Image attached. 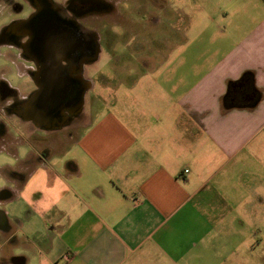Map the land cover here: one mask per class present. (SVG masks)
Masks as SVG:
<instances>
[{"label":"crops","instance_id":"crops-1","mask_svg":"<svg viewBox=\"0 0 264 264\" xmlns=\"http://www.w3.org/2000/svg\"><path fill=\"white\" fill-rule=\"evenodd\" d=\"M195 1L162 85L90 95L68 136L12 112L0 264H225L244 243L264 197V0Z\"/></svg>","mask_w":264,"mask_h":264},{"label":"rangeland","instance_id":"rangeland-1","mask_svg":"<svg viewBox=\"0 0 264 264\" xmlns=\"http://www.w3.org/2000/svg\"><path fill=\"white\" fill-rule=\"evenodd\" d=\"M55 1L69 10L67 8L72 0ZM78 1L89 3L82 9L78 7L77 14L70 10L69 12L80 20V24L85 28L97 34L100 49L98 58L84 67V77L95 86L90 88L85 102L90 99V95H95L96 98L101 95L106 102H112L119 89L122 93L123 86H160L165 79L170 78V71L174 73L181 58L178 59L179 54H187L186 46L190 43L182 41L185 35L190 36L192 28L182 25L189 20L187 17L191 16L194 10L197 11V6L194 7L195 0ZM31 5V0H0V31L3 28L6 32L12 22L28 14ZM156 19L158 22L152 23V20ZM5 52L8 53L9 59L13 58L10 53L14 51L7 49ZM21 55L24 57L23 53ZM23 65L24 63L19 66L20 71L23 70ZM202 65L203 58H200V66ZM4 66L8 69L11 64ZM7 73L13 85L28 81L27 78L13 75L9 69ZM25 88L28 90L29 86ZM79 116H73L70 126H64L63 130L50 132L68 136L73 131L72 127L76 126ZM31 145L35 149L34 141ZM22 147L27 152L33 151L28 143ZM15 162V158L6 150H0V166ZM3 179L0 177V185L4 184ZM244 221L248 225L242 234L241 242L244 243L240 248L237 247L236 253L226 257L228 260L225 264H264V197L249 205L248 217ZM230 239L233 246L239 245L238 238L230 236ZM238 253H241V258Z\"/></svg>","mask_w":264,"mask_h":264},{"label":"water","instance_id":"water-1","mask_svg":"<svg viewBox=\"0 0 264 264\" xmlns=\"http://www.w3.org/2000/svg\"><path fill=\"white\" fill-rule=\"evenodd\" d=\"M31 1L36 11L12 22L8 30H25L29 35L23 55L38 64L41 84L37 83L35 91L14 111L45 130H57L69 125L71 118L83 110L86 92L92 86L82 74L83 67L98 58L100 49L98 45L92 53L80 57L75 47L85 37L97 40V34L79 24L59 2ZM75 28L79 37L73 32ZM0 215L4 216L2 210Z\"/></svg>","mask_w":264,"mask_h":264},{"label":"flooded vegetation","instance_id":"flooded-vegetation-1","mask_svg":"<svg viewBox=\"0 0 264 264\" xmlns=\"http://www.w3.org/2000/svg\"><path fill=\"white\" fill-rule=\"evenodd\" d=\"M88 3L89 2L86 1L79 2L78 0H72L71 2H69V6L67 9L74 12V14H77V8L79 7L80 9H82ZM31 6L32 7L30 12H28V14H26L22 18H27L29 15L36 11V6L33 3ZM69 10L67 11L69 12ZM71 16L75 18L74 15L71 14ZM75 20L79 24L81 23V21L77 18H75ZM2 29L0 31V145L4 140L3 137L6 135V125H14V113L12 112L16 108H19L21 106L23 101L29 96V94H31V92L35 91L38 86L37 83L41 84V80L37 76V73L39 72L38 64L34 60L24 59V57L21 55L23 53V46L28 41L29 35L24 33L25 30H7L5 32V30L3 31ZM73 32L76 36L80 35L79 30L76 28L73 30ZM83 39L84 40L79 39V44L75 47V53L80 57H83L84 54L92 53L98 46V40L94 39V41L92 38L87 37ZM7 49H9L10 51H14L13 53H10V55L13 56L12 59L8 58V53L5 52V50ZM7 63L11 64V67L8 69L13 72V75L15 74L18 77L27 78L28 81L26 83L24 82V84L21 85H13L8 77V69L6 68V66H4V64ZM23 63L24 68L20 71L19 66ZM84 67L82 72L83 76H85ZM9 86H29L28 95L21 97L18 89H14ZM63 128L64 127H62L61 130H63ZM46 131L50 132L51 130Z\"/></svg>","mask_w":264,"mask_h":264},{"label":"trees","instance_id":"trees-1","mask_svg":"<svg viewBox=\"0 0 264 264\" xmlns=\"http://www.w3.org/2000/svg\"><path fill=\"white\" fill-rule=\"evenodd\" d=\"M248 79H249V76L246 73V74L243 75V77L239 81H237L236 83H234V84L231 85V87L229 88V92L227 94V99H226L227 104H228L229 107L235 106V104L231 100L232 99V96H233V87L232 86H235V85H237L239 83L248 84Z\"/></svg>","mask_w":264,"mask_h":264}]
</instances>
